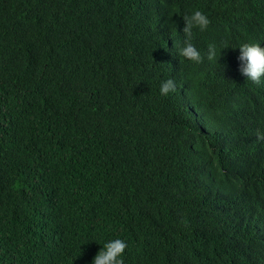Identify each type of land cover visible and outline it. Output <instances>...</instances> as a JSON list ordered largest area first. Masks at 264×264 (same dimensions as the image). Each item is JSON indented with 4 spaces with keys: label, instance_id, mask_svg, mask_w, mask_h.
I'll list each match as a JSON object with an SVG mask.
<instances>
[{
    "label": "trees",
    "instance_id": "1",
    "mask_svg": "<svg viewBox=\"0 0 264 264\" xmlns=\"http://www.w3.org/2000/svg\"><path fill=\"white\" fill-rule=\"evenodd\" d=\"M196 8L202 54L217 20L264 30V0H0V264H91L115 236L125 264H264L262 216L233 188L260 124L218 72L237 41L180 56L159 94ZM195 141L202 170L184 180L177 150Z\"/></svg>",
    "mask_w": 264,
    "mask_h": 264
},
{
    "label": "clouds",
    "instance_id": "2",
    "mask_svg": "<svg viewBox=\"0 0 264 264\" xmlns=\"http://www.w3.org/2000/svg\"><path fill=\"white\" fill-rule=\"evenodd\" d=\"M161 18L158 14L154 20L157 22ZM183 22V42L180 45L173 44L172 41L166 42L163 62L169 73L159 84V94L167 96L175 91L177 83L171 76L176 77L180 74V56L197 64L201 61L210 63L208 59L217 60L221 49L214 45L218 38L224 36L226 43L237 41L235 60L225 65H218V72L238 82L241 88L239 101L242 102L246 98L248 108L255 111L260 128L253 130L246 138L244 153L250 156V162L235 161L238 181L233 188L238 193L249 195V198L255 201V207L264 223V30L242 21L237 23V21L217 20L211 24L214 30L212 34L206 36L204 44L207 45V50L202 54L201 49L193 42V30L207 29L211 23L208 15L196 8L183 17ZM204 55L208 59H204ZM202 129L204 130L203 127ZM201 147L202 142L195 141L184 144L183 148L177 150L178 160H180L178 176L181 175V179L189 180L192 175L198 179L202 170ZM243 205L251 208L253 203L248 200ZM250 234L252 235V232ZM257 238L258 245H261L258 246L259 254L262 255L264 254V233H258ZM99 244L101 246L92 257L91 264H125L124 252L127 247L125 238L115 236L102 240Z\"/></svg>",
    "mask_w": 264,
    "mask_h": 264
}]
</instances>
